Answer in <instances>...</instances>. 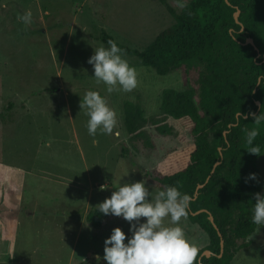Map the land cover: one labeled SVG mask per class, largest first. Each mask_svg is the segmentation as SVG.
Wrapping results in <instances>:
<instances>
[{"label":"rangeland","instance_id":"rangeland-1","mask_svg":"<svg viewBox=\"0 0 264 264\" xmlns=\"http://www.w3.org/2000/svg\"><path fill=\"white\" fill-rule=\"evenodd\" d=\"M165 2L180 12L177 0ZM166 5L159 0H0V264H106L105 237L119 226L127 239L129 222L108 214L94 228L85 219L87 211L119 183L144 180L154 194L161 188L156 177L185 160L191 122L166 114L161 94L190 86L198 96L204 64L158 75L123 53L137 85L109 93L87 62L96 47H107L101 31L143 49L174 22ZM25 11L32 14L29 25L17 19ZM87 90L99 92L115 110L112 133L98 129L89 135L80 109ZM125 100L137 102L146 120L135 138L123 125ZM255 165L264 193V153ZM1 199L17 202V217H10L12 208L1 207ZM180 224L198 250L207 246L198 224L187 216ZM232 241L230 264H264V225H256L245 240Z\"/></svg>","mask_w":264,"mask_h":264},{"label":"trees","instance_id":"trees-1","mask_svg":"<svg viewBox=\"0 0 264 264\" xmlns=\"http://www.w3.org/2000/svg\"><path fill=\"white\" fill-rule=\"evenodd\" d=\"M159 1L166 5L165 0ZM228 2L189 0L178 13L166 5L174 22L141 50L116 41L105 31L99 34L102 42L115 41L123 53L136 56L158 75L193 63H203L207 70L200 79L198 96L190 86L185 90L162 91L161 109L175 119L186 118L191 122L192 145L181 165L156 177L160 190L175 186L191 197L187 217L207 234L204 249L211 251L209 257H201V264H230L236 250L231 248L232 240H245L256 226L251 223L254 193L264 194L255 165L262 153H249L245 140V130L256 128L258 135L253 143L264 150V119L254 122L255 116L264 117V80L255 83V78L264 74V0ZM237 9L239 22L234 19ZM246 38L252 39L257 50L249 43L244 44ZM255 101H259L258 106ZM238 111L245 118L237 125ZM122 117L128 135L140 136L146 121L140 105L123 101ZM216 161L220 162L211 172ZM249 173H255L256 179H247ZM197 184L203 185L195 193ZM96 208L85 214L94 228L100 227L106 216ZM202 208L213 216L221 233L220 255V238L208 212L194 214ZM202 250H198L196 261Z\"/></svg>","mask_w":264,"mask_h":264},{"label":"clouds","instance_id":"clouds-1","mask_svg":"<svg viewBox=\"0 0 264 264\" xmlns=\"http://www.w3.org/2000/svg\"><path fill=\"white\" fill-rule=\"evenodd\" d=\"M177 6L183 9L184 0H177ZM17 19L29 25L32 14L25 11L18 14ZM87 62L93 67L96 82H102L109 93L129 92L137 85L135 69L124 58L123 49L111 39L107 41V47H96ZM262 80L264 74L258 75L255 83L261 84ZM80 109L88 118L86 127L89 135H95L98 129L105 134L112 133L117 123L116 113L99 92L87 90L80 100ZM235 117L237 125L241 118H245L239 111ZM260 119L264 117L259 114L254 122L259 123ZM257 135L256 128L245 130L247 151L259 155L264 151L253 143ZM247 179H256V174L249 173ZM254 197L251 223L264 225V194L257 192ZM190 199L187 193L182 194L175 186H167L153 194L144 180L119 183L109 197L96 205V210L105 215L121 216L129 222L131 234L126 239V233L119 226L113 227L104 239L103 260L106 264H193L198 248L188 239L180 224L181 219L187 216ZM166 217L167 224L164 222ZM96 259L101 257L97 255Z\"/></svg>","mask_w":264,"mask_h":264},{"label":"water","instance_id":"water-1","mask_svg":"<svg viewBox=\"0 0 264 264\" xmlns=\"http://www.w3.org/2000/svg\"><path fill=\"white\" fill-rule=\"evenodd\" d=\"M225 2H226L227 4H229L228 0H225ZM238 13H239V10L237 9V10L235 11V13H234V19H235L236 22H239L238 19H237ZM245 43H249V44L253 45L254 49L257 50V47L254 45V43H253V41H252L251 38H246L244 44H245ZM255 103H256L257 106L259 105V101H255ZM218 149H219V152H220L221 148L218 147ZM219 162H220V161H216V162L213 164V166H212V168H211V172H213L215 166H216ZM207 178H208V177H207ZM207 178H206V180H207ZM206 180H205V181H206ZM202 185H203V184H197V186H196V188H195V193L197 192V189H198L199 187H201ZM201 211L208 212L206 209H203V208H202V209H199V210L195 211L194 214H195V213H198V212H201ZM208 219H209V221L212 223L213 227L217 230L218 236H219V238H220V240H219V245H220V253H219V255H220L221 252H222V250H223V239H222V236H221L220 231L217 229L216 224L214 223L213 216H212L209 212H208ZM210 255H211V251H210V250H208V249H203V250L201 251V253L199 254L198 258H197V262H198V264H201L200 259H201L202 256L209 257Z\"/></svg>","mask_w":264,"mask_h":264},{"label":"crops","instance_id":"crops-1","mask_svg":"<svg viewBox=\"0 0 264 264\" xmlns=\"http://www.w3.org/2000/svg\"><path fill=\"white\" fill-rule=\"evenodd\" d=\"M2 177V180H1V183L5 184L6 181H7V175L6 173L4 172L3 175H1ZM9 191H11V187H9ZM5 201H8L6 199H4ZM4 200L1 199V207H7L8 209L9 208H12L13 210H10L9 212L11 213V216L10 217H17L18 216V213L15 209V207L17 206V202L14 201L13 199H10L9 202H5ZM5 204V205H4ZM3 212V211H1Z\"/></svg>","mask_w":264,"mask_h":264}]
</instances>
